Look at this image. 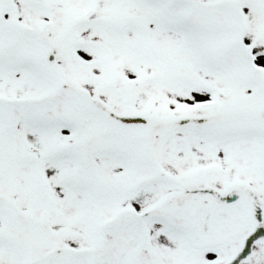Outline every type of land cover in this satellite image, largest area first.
I'll return each mask as SVG.
<instances>
[{"label":"snow or ice","instance_id":"snow-or-ice-1","mask_svg":"<svg viewBox=\"0 0 264 264\" xmlns=\"http://www.w3.org/2000/svg\"><path fill=\"white\" fill-rule=\"evenodd\" d=\"M0 264H264V0H0Z\"/></svg>","mask_w":264,"mask_h":264}]
</instances>
